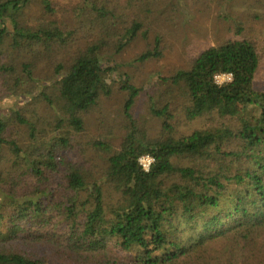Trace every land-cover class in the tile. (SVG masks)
I'll return each mask as SVG.
<instances>
[{
    "label": "trees",
    "instance_id": "trees-1",
    "mask_svg": "<svg viewBox=\"0 0 264 264\" xmlns=\"http://www.w3.org/2000/svg\"><path fill=\"white\" fill-rule=\"evenodd\" d=\"M36 1L0 0V46L8 43L0 54V264H264L261 13L244 11L229 38L162 77L160 99L148 92L161 120L155 137L133 116L144 87L122 73L116 144L79 136L125 65L116 55L144 23L114 30L116 0H84L98 33L75 49L48 15L50 0L25 20ZM165 50L156 35L137 60ZM218 73L232 79L218 84ZM33 103H46L54 120H31ZM194 121L205 124L179 130ZM145 154L154 158L148 171Z\"/></svg>",
    "mask_w": 264,
    "mask_h": 264
},
{
    "label": "rangeland",
    "instance_id": "rangeland-1",
    "mask_svg": "<svg viewBox=\"0 0 264 264\" xmlns=\"http://www.w3.org/2000/svg\"><path fill=\"white\" fill-rule=\"evenodd\" d=\"M55 10L48 14L64 31L71 32L69 39H74L72 45L83 47L97 31L91 29V14L85 15L84 0H50ZM118 8L116 18H113L114 30L119 26L131 25L132 21L141 19L144 23L138 35L131 39L121 53L116 55V65L123 63L120 72L114 75L110 82V93L100 97V108L93 112L87 122V129L81 133L83 141L91 138H107L118 143L123 120V104L125 91L121 88L124 75L128 73L131 80L144 90L133 108V116L138 123L143 124L148 133L155 137L161 129V120L152 115L149 110L148 92L160 99V91L166 89L161 78L170 73L184 69L203 48L213 46L229 38L231 33L244 22L241 13L255 8L261 13L264 22V0H116ZM43 5L40 0L25 10L24 18L36 20ZM43 13V10H42ZM41 14V13H40ZM43 15V14H42ZM111 16V15H110ZM254 20V18L250 17ZM27 21V20H26ZM249 23V22H248ZM116 33V32H115ZM121 33V32H120ZM119 33V34H120ZM162 38L166 50L162 57L141 63L137 55L154 46L155 36ZM68 38V37H67ZM127 38V37H126ZM8 44V43H7ZM7 44L0 46V54L6 56ZM1 62V58H0ZM259 84L264 88V61L258 74ZM21 102L28 103L27 98ZM25 103V104H26ZM36 104L33 121L42 125L48 118L54 120L53 110L46 103ZM32 104V105H33ZM0 109V115L2 113ZM51 120V121H50ZM205 123L194 121L188 125H179L182 132H190ZM178 125V123H177ZM21 131H24L21 129ZM21 138L24 134H18ZM23 142V140H21ZM81 142V143H82Z\"/></svg>",
    "mask_w": 264,
    "mask_h": 264
},
{
    "label": "built area",
    "instance_id": "built-area-1",
    "mask_svg": "<svg viewBox=\"0 0 264 264\" xmlns=\"http://www.w3.org/2000/svg\"><path fill=\"white\" fill-rule=\"evenodd\" d=\"M232 79V74L231 73H218L215 76V80L218 84H224L228 81H230ZM154 158L149 155V154H145L142 155L139 158V162L142 165V167L144 168V170L148 171L151 167V164L153 163Z\"/></svg>",
    "mask_w": 264,
    "mask_h": 264
}]
</instances>
